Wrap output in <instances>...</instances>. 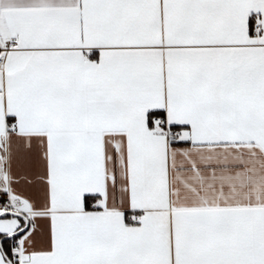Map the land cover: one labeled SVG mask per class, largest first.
Listing matches in <instances>:
<instances>
[{"label":"snow or ice","instance_id":"1","mask_svg":"<svg viewBox=\"0 0 264 264\" xmlns=\"http://www.w3.org/2000/svg\"><path fill=\"white\" fill-rule=\"evenodd\" d=\"M0 264H264V0H0Z\"/></svg>","mask_w":264,"mask_h":264}]
</instances>
